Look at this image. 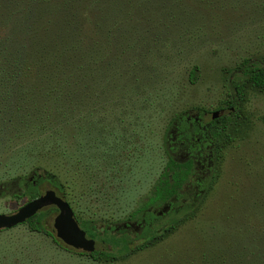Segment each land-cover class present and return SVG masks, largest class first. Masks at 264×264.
I'll return each mask as SVG.
<instances>
[{
    "label": "trees",
    "instance_id": "trees-1",
    "mask_svg": "<svg viewBox=\"0 0 264 264\" xmlns=\"http://www.w3.org/2000/svg\"><path fill=\"white\" fill-rule=\"evenodd\" d=\"M250 32L259 38V48L264 0H0V165L43 153L68 167L78 160L93 178L113 170L125 126L142 129L136 120L153 109L169 65L188 57L195 44L223 43ZM197 74L195 64L190 66L187 81L193 84ZM222 76L228 88L216 108L222 113L203 130L185 123V112L168 120L162 132L164 163L131 210L117 222L73 215L94 241L92 252L72 250L45 229L54 207L43 208L22 225L98 264L122 263L167 238L195 217L217 179L222 151L245 135L247 124L239 113L247 93L264 95V55L241 57ZM195 136L208 143L211 165L200 192L188 194L182 186L194 164L190 156L174 159L166 142L174 137L189 154L196 151L189 146ZM54 167L37 162L26 173L4 172L0 193L26 203L45 183L70 206L68 174ZM260 189L264 182L250 192L236 189L213 212L211 235L200 232L197 264H264ZM162 206L168 208L158 215Z\"/></svg>",
    "mask_w": 264,
    "mask_h": 264
},
{
    "label": "rangeland",
    "instance_id": "rangeland-1",
    "mask_svg": "<svg viewBox=\"0 0 264 264\" xmlns=\"http://www.w3.org/2000/svg\"><path fill=\"white\" fill-rule=\"evenodd\" d=\"M258 39L255 33L250 32L226 38L223 43L204 41L200 47L195 44L186 54L188 57L169 65L163 74L161 89L157 90L153 109L140 115L143 120H136L142 129L125 126L128 129L119 139L121 147L116 151L119 162L113 170L106 168L98 174L99 177L93 178L91 171L86 170L78 160L68 167L62 159L50 158L42 153L31 160L2 162L0 179L4 172L26 173L30 165L37 162L55 166L63 175L68 174L67 191L72 202L69 207L74 216L117 222L148 191L160 171L164 163L162 132L168 120L182 112H191L192 115L194 108H202L209 113L216 111L228 95L223 70L232 67L241 57L264 55V40L260 41L259 48L255 47ZM194 64L198 74L195 82L190 84L187 71ZM243 103L242 114L239 115L245 118L243 120L247 124L245 135L222 151L217 179L195 217L153 247L139 251L118 264H197L200 252L198 240L202 234L211 235L213 226L208 220L213 212L225 200L233 198L236 189L250 192L264 182V95L247 93ZM208 119L204 118L202 123ZM174 146L173 158L185 159L188 153L185 147ZM2 181L6 178L3 177ZM46 188L45 183L39 186L40 191ZM259 193L262 195L264 191L260 189ZM24 203L22 198L0 193V214H12ZM53 217L51 215L44 221L48 231ZM0 264L98 263L59 248L44 234L29 232L27 226L21 224L0 230Z\"/></svg>",
    "mask_w": 264,
    "mask_h": 264
},
{
    "label": "water",
    "instance_id": "water-1",
    "mask_svg": "<svg viewBox=\"0 0 264 264\" xmlns=\"http://www.w3.org/2000/svg\"><path fill=\"white\" fill-rule=\"evenodd\" d=\"M217 115L218 111H213L210 117L211 119H215ZM47 207H54L56 209L51 228L57 240L75 251L84 253L93 251L94 241L86 238L84 232L78 227L69 205L57 197L49 188L42 190L37 197L24 203L14 213L9 215L0 214V230L21 225L25 220ZM167 208V206H162L158 215L165 212Z\"/></svg>",
    "mask_w": 264,
    "mask_h": 264
},
{
    "label": "flooded vegetation",
    "instance_id": "flooded-vegetation-1",
    "mask_svg": "<svg viewBox=\"0 0 264 264\" xmlns=\"http://www.w3.org/2000/svg\"><path fill=\"white\" fill-rule=\"evenodd\" d=\"M222 113V111H218L217 117ZM209 112L203 111L201 113L194 112L191 115V112H185L183 114V121L187 123L188 125L195 123L197 128H200V130H203L207 125L212 122L215 119H211ZM208 117V121L206 123H202L203 119ZM196 138L194 139V144H190L189 146L194 147L196 149L195 152L192 153H187V156H190L193 164H194V172L190 179L182 186L184 191L186 193H192L196 194L197 192H200L199 190V183L203 180L205 175L207 174L208 168L211 165V154L209 152V145L207 142H205L203 139L199 138L198 136H195ZM192 141V139H191ZM167 147L170 148L171 150L173 149L174 152L176 151V145L174 141V137L168 138L167 142ZM184 146L186 149V146L183 144H177V147ZM173 152V154H174ZM206 153V154H205ZM172 154V155H173ZM183 160V159H182ZM198 170L195 174V170ZM183 191V190H182Z\"/></svg>",
    "mask_w": 264,
    "mask_h": 264
}]
</instances>
